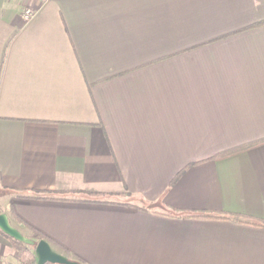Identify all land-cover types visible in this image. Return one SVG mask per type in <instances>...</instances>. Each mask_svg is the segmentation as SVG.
I'll list each match as a JSON object with an SVG mask.
<instances>
[{
	"label": "crops",
	"instance_id": "crops-1",
	"mask_svg": "<svg viewBox=\"0 0 264 264\" xmlns=\"http://www.w3.org/2000/svg\"><path fill=\"white\" fill-rule=\"evenodd\" d=\"M36 4L0 0V212L85 264H264V224L180 215L264 222V143L208 159L264 138V0Z\"/></svg>",
	"mask_w": 264,
	"mask_h": 264
},
{
	"label": "trees",
	"instance_id": "trees-1",
	"mask_svg": "<svg viewBox=\"0 0 264 264\" xmlns=\"http://www.w3.org/2000/svg\"><path fill=\"white\" fill-rule=\"evenodd\" d=\"M262 143H264V138L257 140V141H254V142H251V143L241 144L239 146H235L233 148L224 150L222 152H218L217 154H215L214 156H212L211 158H208V159H222V158H225L227 156H230L231 154H235V153H238L241 151L248 150V149H250L254 146L260 145ZM202 161H204V160H202ZM202 161L192 162L189 165L185 166L183 169H181L175 175V177L171 180L170 183L174 184L176 182V180H178L179 177L184 173L185 170H187L190 166L197 164L199 162H202ZM27 196L41 197V198H55V197H53L52 194H50L49 192H46V191H36L35 194H30ZM180 215L183 217H196V218H206V219H208V218L209 219H225V220H231V221H234L237 223L252 224V225H263L264 224V222H262L261 220H258L254 217H251V216H247V215H243V214H234L233 215L231 213H227V212H223V211H215V210L187 211V212H183ZM4 234L13 242V245H14L15 250H16V257L20 261V263L31 264L37 260L36 255H35V247L34 246L28 245V244L23 243L19 240H16L13 237L7 235L6 233H4ZM42 235L39 232H34V237L38 240L45 239L44 236H42ZM61 253H63V254L65 253V255H67L69 258H71L75 261H78L80 264H85L83 260H81L80 258H78L76 256H72V255L68 254V252H66L64 249ZM46 264H51V263H46Z\"/></svg>",
	"mask_w": 264,
	"mask_h": 264
},
{
	"label": "water",
	"instance_id": "water-1",
	"mask_svg": "<svg viewBox=\"0 0 264 264\" xmlns=\"http://www.w3.org/2000/svg\"><path fill=\"white\" fill-rule=\"evenodd\" d=\"M0 229L14 239L34 246L38 264H80L78 261H75L67 255L55 250L48 240L40 239L37 241L34 238L26 236L10 222L9 216L6 212L0 213Z\"/></svg>",
	"mask_w": 264,
	"mask_h": 264
},
{
	"label": "built area",
	"instance_id": "built-area-1",
	"mask_svg": "<svg viewBox=\"0 0 264 264\" xmlns=\"http://www.w3.org/2000/svg\"><path fill=\"white\" fill-rule=\"evenodd\" d=\"M46 0H38V4L36 6L26 5L21 13V17L24 23H29L33 20L34 17L38 14L40 8L44 5ZM9 264V263H8ZM31 264H38L37 260Z\"/></svg>",
	"mask_w": 264,
	"mask_h": 264
},
{
	"label": "rangeland",
	"instance_id": "rangeland-1",
	"mask_svg": "<svg viewBox=\"0 0 264 264\" xmlns=\"http://www.w3.org/2000/svg\"><path fill=\"white\" fill-rule=\"evenodd\" d=\"M2 198H4V191L1 190V188H0V210L3 209V205H4V199H2Z\"/></svg>",
	"mask_w": 264,
	"mask_h": 264
}]
</instances>
